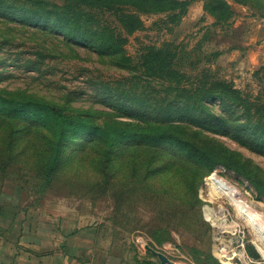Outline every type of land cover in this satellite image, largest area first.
I'll list each match as a JSON object with an SVG mask.
<instances>
[{
  "label": "rangeland",
  "instance_id": "1",
  "mask_svg": "<svg viewBox=\"0 0 264 264\" xmlns=\"http://www.w3.org/2000/svg\"><path fill=\"white\" fill-rule=\"evenodd\" d=\"M6 1L36 6V0ZM42 1L61 13L79 9L76 23L84 29H116L127 41L120 52L102 54L0 10L5 230L15 223L21 240L51 239L56 245L65 231L95 227L106 245L124 249L130 264H161L137 243L140 236L159 246L169 243L164 252L174 264H264V249L232 205L220 210L207 180L215 175L229 181L264 214V194L254 184L264 190V0H225L233 9L225 23L205 9L206 0H193L177 22L169 12H142L144 28L132 34L97 5ZM166 42L177 46L181 82L143 66L148 50ZM220 83L228 86L227 96L220 95ZM37 103L61 110L79 128L167 130L207 151L217 165L211 171L170 144L135 137L109 144L87 128L59 142L62 126L47 111L39 117L48 126L27 117L26 104Z\"/></svg>",
  "mask_w": 264,
  "mask_h": 264
},
{
  "label": "trees",
  "instance_id": "2",
  "mask_svg": "<svg viewBox=\"0 0 264 264\" xmlns=\"http://www.w3.org/2000/svg\"><path fill=\"white\" fill-rule=\"evenodd\" d=\"M32 1V0H30ZM83 1L88 6L97 5L106 11H112L116 15L121 28L132 34L138 30L144 28V22L141 17L142 12L154 13V12H169V15L177 22L187 12V8L193 0H79ZM6 0H0V10L3 14H10L18 21H24L36 26L44 25L51 30H57L64 34L68 41L81 42L88 47L92 46L96 50H99L102 54L108 50H113L110 53L121 51L126 44V38L121 34L116 33L117 30H107L106 28L97 29H84L80 24L76 23L81 17V11L76 8L59 7V10H64L63 13L56 11L55 9H47V2L42 0L35 1L36 6L19 5L17 3H6ZM58 7V6H56ZM205 9L214 15L217 23L227 22L233 15V9L230 4L225 0H206ZM68 13H71L69 16ZM61 14V16H59ZM73 17L72 19H70ZM173 46V47H172ZM177 46L172 42H166L161 48L156 49L152 47L144 55L143 66L145 71L151 73L154 76L168 79L174 82H181L182 75L177 69L178 52L174 51ZM221 84L220 95L227 96L228 93L225 90L229 89L225 83ZM3 103L13 107H17L18 102L2 100ZM25 105V104H23ZM30 119L37 121L43 125H47L42 117H39L41 112L47 111V116L53 120L54 125L62 126L60 133L58 134L59 142L63 139L73 137L75 134H70L73 130H83L87 128L89 131L99 133L101 136L111 141L114 138H126L135 137L143 140H147L152 144H170L181 152L187 154L209 170H214L217 165V161L209 155L207 151L200 148L198 145L183 139L167 130H151L144 129V132H137L131 134L128 129L134 132L133 129L121 130L119 128L100 127V126H82L76 127L75 124H69V118H62L61 110H54L45 104H26ZM59 109V108H57ZM50 128L52 126H49ZM64 127V128H63ZM52 130V129H51ZM68 132H67V131ZM264 130V129H263ZM77 135V134H76ZM107 143V144H108ZM57 159L54 158L46 168V173L52 174L54 165ZM261 194H264L263 187L254 183ZM150 254V253H149ZM257 257L258 255L254 253ZM142 264H155L151 261H147Z\"/></svg>",
  "mask_w": 264,
  "mask_h": 264
},
{
  "label": "crops",
  "instance_id": "3",
  "mask_svg": "<svg viewBox=\"0 0 264 264\" xmlns=\"http://www.w3.org/2000/svg\"><path fill=\"white\" fill-rule=\"evenodd\" d=\"M1 220L0 264H130L124 249H115L116 243L112 241L106 245L102 240L104 233L98 228L65 231L60 235L64 240L53 245L51 239L21 240V233L15 231L21 227L13 223L6 231Z\"/></svg>",
  "mask_w": 264,
  "mask_h": 264
},
{
  "label": "bare ground",
  "instance_id": "4",
  "mask_svg": "<svg viewBox=\"0 0 264 264\" xmlns=\"http://www.w3.org/2000/svg\"><path fill=\"white\" fill-rule=\"evenodd\" d=\"M207 180L209 189H211L213 195L217 197V204L219 205L220 210L224 213L225 207L223 204L232 205L233 208H235L234 210H236L235 213L240 222L249 229L254 239L264 249L263 212H261L252 201L250 202L246 200L238 188L229 181L218 178L215 175H212V177Z\"/></svg>",
  "mask_w": 264,
  "mask_h": 264
},
{
  "label": "built area",
  "instance_id": "5",
  "mask_svg": "<svg viewBox=\"0 0 264 264\" xmlns=\"http://www.w3.org/2000/svg\"><path fill=\"white\" fill-rule=\"evenodd\" d=\"M137 243L142 247V249L147 252L149 251L148 247H151L161 253H164V251L168 252L171 249V245L169 243H165L163 246H159L155 241H146V239L143 238V236H140L137 238Z\"/></svg>",
  "mask_w": 264,
  "mask_h": 264
},
{
  "label": "water",
  "instance_id": "6",
  "mask_svg": "<svg viewBox=\"0 0 264 264\" xmlns=\"http://www.w3.org/2000/svg\"><path fill=\"white\" fill-rule=\"evenodd\" d=\"M148 249L150 250L151 253H153L155 256L158 257V259L160 260L161 264H174L171 259H169V257L167 255H165L164 253L158 252L155 249L148 247Z\"/></svg>",
  "mask_w": 264,
  "mask_h": 264
}]
</instances>
